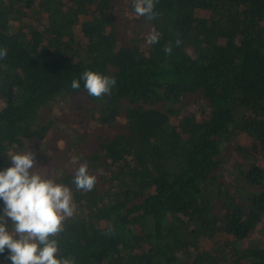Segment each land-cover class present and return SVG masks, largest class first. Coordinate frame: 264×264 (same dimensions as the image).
I'll return each mask as SVG.
<instances>
[{"label": "trees", "instance_id": "obj_1", "mask_svg": "<svg viewBox=\"0 0 264 264\" xmlns=\"http://www.w3.org/2000/svg\"><path fill=\"white\" fill-rule=\"evenodd\" d=\"M155 11L146 22L131 0H0V170L26 146L37 169L66 163L54 177L76 211L56 239L72 264H264V244H236L264 217V0H158ZM85 70L115 77L111 94L73 90ZM60 101L74 136L51 123ZM73 156L96 175L92 191L72 183Z\"/></svg>", "mask_w": 264, "mask_h": 264}, {"label": "clouds", "instance_id": "obj_2", "mask_svg": "<svg viewBox=\"0 0 264 264\" xmlns=\"http://www.w3.org/2000/svg\"><path fill=\"white\" fill-rule=\"evenodd\" d=\"M158 0H131L137 17L151 22L159 15L155 11ZM146 27L149 24L146 23ZM161 34L150 27L146 43L159 42ZM175 46L182 40L177 34ZM172 45L164 48L167 55L172 54ZM7 56V49L0 48V59ZM83 89L94 98L110 95L116 85L115 77L100 72L85 70L79 79L73 78L71 88ZM11 166L0 170V200L3 212L0 214V254L8 251L11 264H72L69 259L58 256L59 243L56 239L64 231V224L75 214L72 190L57 182L54 176L47 175L36 168V152L26 146L25 151L7 153ZM80 157L73 156L70 162L79 164L74 170L72 183L76 190L85 193L94 189L97 183L95 174L89 173L87 162L79 163ZM11 221V228L8 221Z\"/></svg>", "mask_w": 264, "mask_h": 264}, {"label": "rangeland", "instance_id": "obj_3", "mask_svg": "<svg viewBox=\"0 0 264 264\" xmlns=\"http://www.w3.org/2000/svg\"><path fill=\"white\" fill-rule=\"evenodd\" d=\"M99 14H100L99 12L96 13V15H99ZM73 33H74L73 34V39H79L81 37L79 25H75L73 27ZM73 102L74 103L72 104V106H74L75 104L77 105L80 102L79 98L75 97L73 99ZM67 110H69V108H67V106L64 105L63 101L62 102L60 101L59 104L54 106L49 112V115L52 117L51 123H53V125L58 127L57 131L59 133H64V134H68L70 136H74L75 134H77V132H80L81 130H79V128L76 129L75 127H74L75 130H71L70 128L66 127L65 124H62L63 122H65V118H68V114L70 113V111H67ZM92 121L93 120L91 118H89V120H88V128L90 130L93 129ZM116 131H117V127H112V130L109 131L110 132L109 134H114ZM225 152L226 151H224V150H222V152H220L222 155H224V156H222L223 159L224 158L226 159V153ZM66 156L67 157H71L72 156V152H67ZM229 156H231V158H235L236 155H235L234 152H232V153L229 154ZM232 162H233L232 159H228L226 161V167H231ZM221 164H222L221 160L218 161L217 172L218 173H223L225 176H229L228 172H226V168L224 169L223 165H221ZM62 165L66 166V163L63 162L61 164L59 162L58 163L55 162L54 166H53L54 168L51 167L52 166L51 159H49V160L48 159H44V162L40 163L41 169L47 175L55 176V177H60V174L61 175L62 174L63 175L67 174V172L65 170L62 173L60 172ZM263 165H264V161H263ZM224 179L229 181V178H227V177L224 178ZM2 212H3V209H0V214H2ZM8 227L11 228V221L10 220L8 221ZM236 244L239 247H247V246H251L252 244L263 245L264 244V217L262 218L260 223L257 225L256 229L250 231L248 236L245 239H243L241 241H237Z\"/></svg>", "mask_w": 264, "mask_h": 264}]
</instances>
